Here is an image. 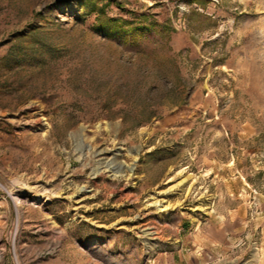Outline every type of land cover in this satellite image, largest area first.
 <instances>
[{
  "label": "rangeland",
  "instance_id": "374dc122",
  "mask_svg": "<svg viewBox=\"0 0 264 264\" xmlns=\"http://www.w3.org/2000/svg\"><path fill=\"white\" fill-rule=\"evenodd\" d=\"M0 264H264V0H0Z\"/></svg>",
  "mask_w": 264,
  "mask_h": 264
}]
</instances>
